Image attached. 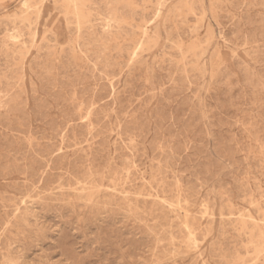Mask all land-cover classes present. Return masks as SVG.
Segmentation results:
<instances>
[{
    "label": "rangeland",
    "instance_id": "1",
    "mask_svg": "<svg viewBox=\"0 0 264 264\" xmlns=\"http://www.w3.org/2000/svg\"><path fill=\"white\" fill-rule=\"evenodd\" d=\"M74 1L0 0V264H264V0Z\"/></svg>",
    "mask_w": 264,
    "mask_h": 264
},
{
    "label": "bare ground",
    "instance_id": "2",
    "mask_svg": "<svg viewBox=\"0 0 264 264\" xmlns=\"http://www.w3.org/2000/svg\"><path fill=\"white\" fill-rule=\"evenodd\" d=\"M65 1H68V2H74L75 3V1L74 0H65ZM75 9H74V12H75V14H76V16H77V18L82 22V20H84V16H82V13H81V10L78 8V7H74ZM188 9V8H187ZM189 9H191V8H189ZM191 12V11H190ZM141 41V40H140ZM194 42V41H193ZM140 45V44H139ZM134 52V51H133ZM132 52V53H133ZM136 52V51H135ZM134 52V53H135ZM186 220V219H185ZM243 221H246V220H243ZM251 223H253V222H251ZM253 224H255V223H253ZM256 225V224H255ZM245 226V225H244ZM190 236V235H189ZM262 236V235H261ZM260 238V237H259ZM261 239H262V237H261ZM194 240V239H193ZM259 245V244H258ZM256 246V245H255ZM263 248V247H262Z\"/></svg>",
    "mask_w": 264,
    "mask_h": 264
}]
</instances>
